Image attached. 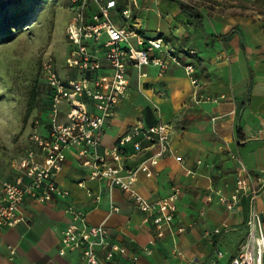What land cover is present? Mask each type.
Wrapping results in <instances>:
<instances>
[{
	"label": "crops",
	"instance_id": "0c3cea01",
	"mask_svg": "<svg viewBox=\"0 0 264 264\" xmlns=\"http://www.w3.org/2000/svg\"><path fill=\"white\" fill-rule=\"evenodd\" d=\"M197 9L203 15L202 30L181 15L175 2L134 0L131 11L144 35L152 33L180 51L195 53L187 61L195 65L198 87L175 65L163 72L152 64L129 66L127 93L116 114L105 121L98 148H111L137 127L170 125L169 149L155 166L149 159L156 145L138 152L129 145L124 162L138 168L135 188L149 200L167 197L173 187L180 189L178 214L189 224L186 231L175 242L166 236L151 245L152 227L143 224L132 199L107 180H90L88 169L69 150L56 177L69 196L48 203L25 198L23 220L0 228V264H77V253H58L61 231L71 221L66 212L70 203L86 212L87 224L104 225L137 255L134 263L118 259L116 264H207L217 260L218 252L223 253L219 264H228L246 237L250 198L264 220V86L255 82L257 77L264 80V73L255 71L250 58L264 57V43H252L230 24L224 25L228 30L222 37L216 36L209 31L206 13ZM216 93L227 95L226 103L210 101ZM239 176L247 180L246 192L229 211L218 197L230 196ZM88 193L100 200L94 202ZM175 247L182 257L175 256Z\"/></svg>",
	"mask_w": 264,
	"mask_h": 264
},
{
	"label": "built area",
	"instance_id": "2783aa9c",
	"mask_svg": "<svg viewBox=\"0 0 264 264\" xmlns=\"http://www.w3.org/2000/svg\"><path fill=\"white\" fill-rule=\"evenodd\" d=\"M118 1L69 0L74 17L65 32L70 49L64 58V68L74 76L61 75L53 54H43L40 67L42 81L49 90V105L34 120L31 144L14 163L12 178L0 184V228L14 227L23 220L21 205L27 197L37 203H48L69 196V191L56 180L69 150L78 164L88 169L90 180H107L110 187L119 188L132 199L143 215V224L152 227L151 245L166 236L175 242L189 226L179 218L178 187H173L167 197L149 200L135 188L138 168L124 162L129 145L136 152L156 145L157 151L149 159L155 166L169 149L173 138L170 125L137 127L120 137L111 148L98 152L103 125L116 114L127 93L129 66L140 69L152 64L163 72L175 65L183 69L193 87H198L195 65L187 61L195 53L180 51L161 37L145 38L139 24L132 20L134 0H123L126 8L113 18ZM246 188L247 180L237 177L233 193L228 197L219 195V202L227 210H234ZM88 195L94 202L100 200L98 195ZM253 201L254 197L250 198L246 237L228 264H264V220ZM66 212L71 221L61 231L60 256L77 253V264H116L118 259L136 261L137 255L118 243L104 225L87 224L85 211L70 203ZM10 252L15 254L14 249ZM174 254L182 257L176 247ZM222 257L223 253L218 252L217 260L207 264H219Z\"/></svg>",
	"mask_w": 264,
	"mask_h": 264
},
{
	"label": "rangeland",
	"instance_id": "374dc122",
	"mask_svg": "<svg viewBox=\"0 0 264 264\" xmlns=\"http://www.w3.org/2000/svg\"><path fill=\"white\" fill-rule=\"evenodd\" d=\"M189 1L206 13L209 31L216 36L222 37L228 30L224 25L230 24L242 30L252 43H264V0ZM10 6L17 11L31 7L30 21L20 28L1 25L0 16V184L30 146L33 122L45 108L46 85L38 72L43 54L52 53L60 74L65 75L64 58L70 49L65 32L74 17L69 0H12ZM25 18L26 14L16 17ZM149 34L145 38H155ZM250 58L255 71L264 73V57ZM255 79L256 85L264 86V80ZM210 101L226 103L227 95L216 93Z\"/></svg>",
	"mask_w": 264,
	"mask_h": 264
},
{
	"label": "trees",
	"instance_id": "16d2710c",
	"mask_svg": "<svg viewBox=\"0 0 264 264\" xmlns=\"http://www.w3.org/2000/svg\"><path fill=\"white\" fill-rule=\"evenodd\" d=\"M11 1L12 0H3V1L0 0V16H2L1 25L7 26V28H9L11 25L20 28L21 26L26 25L30 21V15L28 14V10L33 5L29 6L25 10L17 11L16 9L10 6ZM170 1L175 2L179 6L181 10V15L187 18L196 28L202 30L201 22L203 15L197 9L196 5L185 2L183 0H170ZM126 6L127 3L125 1L119 0L117 2L116 9L113 14V18L116 19L117 16L120 15L121 12L126 8ZM21 14H26L27 18L22 20H17L16 17ZM135 18H136V13L132 12V20H135ZM40 62L41 59L39 61L38 72H39V77L42 80ZM44 102H45V108L41 109L39 111L40 113L46 111L49 105V90L47 89V87H46V92L44 94Z\"/></svg>",
	"mask_w": 264,
	"mask_h": 264
}]
</instances>
